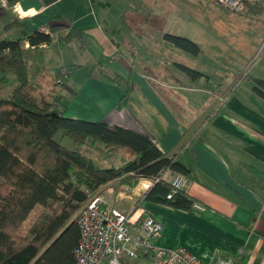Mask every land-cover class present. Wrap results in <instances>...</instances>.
<instances>
[{
  "label": "crops",
  "instance_id": "obj_1",
  "mask_svg": "<svg viewBox=\"0 0 264 264\" xmlns=\"http://www.w3.org/2000/svg\"><path fill=\"white\" fill-rule=\"evenodd\" d=\"M19 1L6 0L7 8L0 7V39L23 38L28 31L63 22L82 33L83 51L96 53L107 67L103 70L99 64L96 75L81 74L83 64L70 56L76 46L57 38L44 48L23 44L30 91L50 101L52 88H42L39 80L47 87L65 86L70 93L59 91L61 105L54 108L64 116L131 129L147 135L164 155L176 152L177 161L188 169L184 192L204 210L141 201L147 183H140L141 178L135 185L114 180L101 186L96 192L99 207L155 218L161 230L153 244L184 248L198 264H212L218 252L235 264H264V99L254 92V79H264L261 58L251 69L254 76L245 78L241 74L248 64L241 71L240 66L228 69L221 56L226 52L216 47V61L182 65L201 73L190 78L178 57L183 53L195 60L203 51L195 57L171 37L185 35L200 46L195 37L204 35L194 29L179 33L166 28L164 18L172 20L174 14L170 2L57 0L18 15L13 6ZM14 19L17 23L6 28ZM55 51L60 64L55 61V73L50 75L45 68ZM64 67L70 71L66 78L60 75ZM66 92L69 96L63 99ZM101 149L107 155L114 151ZM123 151L130 159L131 153ZM172 174H166L167 179ZM129 225L132 232L138 230L136 222ZM121 261L151 264V254L140 250L135 259Z\"/></svg>",
  "mask_w": 264,
  "mask_h": 264
},
{
  "label": "trees",
  "instance_id": "obj_2",
  "mask_svg": "<svg viewBox=\"0 0 264 264\" xmlns=\"http://www.w3.org/2000/svg\"><path fill=\"white\" fill-rule=\"evenodd\" d=\"M250 13L260 16V8ZM17 20L7 24L11 28ZM50 32L59 41L84 52L83 35L63 22H54ZM25 37L0 39V264H77L73 250L79 239L75 219L78 209L97 190L114 180L135 185L138 178L154 181L141 201L170 208L190 210L196 202L184 190L172 194L168 173L187 174L176 159V152L164 155L144 134L102 121H86L64 116L51 102L35 96L29 88L24 61V41L37 46L51 44L52 36L40 30ZM180 48L197 55L196 42L171 37ZM182 68L193 78L198 71ZM16 84L6 90L9 77ZM254 92L264 99V79H254ZM58 131L74 145L100 144L107 151L126 148L132 158L119 166L101 167L93 158L62 145ZM167 173V174H168ZM41 206L47 210L43 222L25 232L23 224Z\"/></svg>",
  "mask_w": 264,
  "mask_h": 264
},
{
  "label": "rangeland",
  "instance_id": "obj_3",
  "mask_svg": "<svg viewBox=\"0 0 264 264\" xmlns=\"http://www.w3.org/2000/svg\"><path fill=\"white\" fill-rule=\"evenodd\" d=\"M163 1L167 4L170 2L172 7L169 6V8H172L174 10L172 20H169L168 18H164L163 20V25H165L166 28L172 27L179 33L189 32L191 31V29H194L196 33L204 35L203 37H195V39L200 40L199 47L203 51V53L200 54L199 57L195 58L194 60V58H190L186 55L184 56L183 53H180V56L178 57V60H180V62L182 63L180 65L181 70H183L187 77L193 78L182 68V65L194 62L196 66H204L207 60H210L211 62L216 61V58L213 57V55L216 54L217 51L216 47H220L224 52H226L222 53L221 56L224 54L222 57L228 62V69L233 70L235 66H240L241 71L243 67L248 64L241 76H246L247 74L248 76H254V71H251L252 67L260 58L264 59L263 15H250V12L236 13L225 11L217 6L213 2V0ZM13 30L14 28L10 33H12ZM4 36L7 37L8 34ZM180 36L186 37L185 35ZM70 56L73 60L76 59V62L83 64V70L82 72H80L81 74L87 72L88 74L96 75L97 70H99L97 68L99 64L104 66L103 70L107 68L105 66V63L101 58L97 56L96 53H80L78 52V50L74 49ZM227 56H229L228 59ZM261 59L260 62L264 63V60L262 61ZM55 61L60 64L58 51H55V53L47 60L48 67L45 68V72L47 74L53 75L55 73ZM260 62L257 64L258 66L260 65ZM183 67L186 66L184 65ZM120 70H122V68ZM245 78H247V76ZM14 82V76L11 75L9 77L8 84L3 87L5 89L6 87H8V89H11L15 85ZM45 82H41L39 80V84H41L42 88H52V91H50V94L48 95V98L50 100L49 102H51V104H54V106L52 105V108H59L62 99L61 95H59V91H67L69 93L70 91L65 90V86H58L54 83H52L51 86L49 85L50 87H47L48 85L44 84ZM67 92L62 93L63 99L69 96ZM0 96L4 97L6 96V93H0ZM52 96L54 97L51 98ZM56 138L61 141L63 146L79 150L84 154L92 156V158L96 161V164L101 167L106 166L108 168L110 166H119L126 160H128L126 159V155L123 150H127L129 153H131L126 148H118L107 155L101 149L102 146L100 144H96L94 147L75 146L71 139H69L67 136L62 135V131H58ZM46 214L47 210L45 208L37 206L25 220L23 224L24 231L29 232L30 229L39 226L45 219Z\"/></svg>",
  "mask_w": 264,
  "mask_h": 264
},
{
  "label": "built area",
  "instance_id": "obj_4",
  "mask_svg": "<svg viewBox=\"0 0 264 264\" xmlns=\"http://www.w3.org/2000/svg\"><path fill=\"white\" fill-rule=\"evenodd\" d=\"M213 2L225 11L245 13L252 8H260L264 17V0H213ZM0 7L7 8L6 0H0ZM16 5L13 6V10ZM20 15V12H17ZM41 32L52 34L48 27L41 28ZM264 43V42H263ZM26 47L44 48L47 44L40 43L37 46L25 41ZM70 71L67 68L60 70V75L66 78ZM166 174L168 170L165 171ZM141 178L140 183L147 182L142 191L153 185L154 181ZM149 180V181H148ZM172 194L185 189L186 177L175 173L169 178ZM101 197L88 195V200L78 209L75 219L79 226V239L73 250V256L77 264H122V258L135 259L140 250L151 254V264H198V260L184 248L167 249L153 244L161 230V223L147 215L124 214L112 207H99ZM192 209L199 212L204 210L201 204L193 203ZM132 218V220H131ZM136 222L138 230H130V222ZM212 264H235L231 258L218 252Z\"/></svg>",
  "mask_w": 264,
  "mask_h": 264
},
{
  "label": "water",
  "instance_id": "obj_5",
  "mask_svg": "<svg viewBox=\"0 0 264 264\" xmlns=\"http://www.w3.org/2000/svg\"><path fill=\"white\" fill-rule=\"evenodd\" d=\"M57 0H20L17 4L20 6V13L26 12L28 9L33 8L34 10H39L43 5H49Z\"/></svg>",
  "mask_w": 264,
  "mask_h": 264
},
{
  "label": "clouds",
  "instance_id": "obj_6",
  "mask_svg": "<svg viewBox=\"0 0 264 264\" xmlns=\"http://www.w3.org/2000/svg\"><path fill=\"white\" fill-rule=\"evenodd\" d=\"M14 11L19 12V11H20V6L17 5V6L15 7ZM23 15H28V13H23Z\"/></svg>",
  "mask_w": 264,
  "mask_h": 264
}]
</instances>
